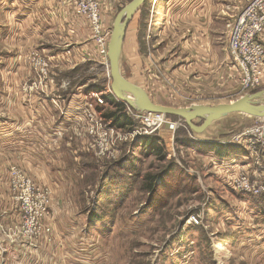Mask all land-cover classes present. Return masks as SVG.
Masks as SVG:
<instances>
[{"label": "rangeland", "instance_id": "374dc122", "mask_svg": "<svg viewBox=\"0 0 264 264\" xmlns=\"http://www.w3.org/2000/svg\"><path fill=\"white\" fill-rule=\"evenodd\" d=\"M130 1H99L101 16L103 7L111 12L102 18L107 49L114 17ZM245 1L145 0L122 40L121 75L172 107L215 106L264 89V76L244 87L222 53L228 22ZM168 4L175 7L169 15ZM13 7L0 11V264H264V242H257L264 240V118L233 112L202 133L176 115L157 122L115 97L108 57H77L91 39L71 28L63 42L37 38L16 26ZM57 44L63 59L50 63ZM41 57L48 79L34 94ZM32 98L49 101L38 109ZM29 109H38L39 122L26 119ZM213 144L247 154L227 166L236 153L222 158ZM242 176L263 189L240 190L235 178ZM29 181L40 188L35 200L46 202L44 214L20 198Z\"/></svg>", "mask_w": 264, "mask_h": 264}, {"label": "built area", "instance_id": "2783aa9c", "mask_svg": "<svg viewBox=\"0 0 264 264\" xmlns=\"http://www.w3.org/2000/svg\"><path fill=\"white\" fill-rule=\"evenodd\" d=\"M100 0H69L72 3L74 14L85 20L90 39L95 48L94 53L99 55L101 60L107 62V33L102 29V16L100 11ZM228 53L230 58L234 61L236 68L239 71L241 84L244 87H252L259 83L264 76V44L261 36L264 33V0H246L240 10L235 14L230 22H228ZM93 53L87 54L91 57ZM37 58V67L33 78V88L44 90L46 87V80L48 79L49 64L43 58ZM40 59V60H39ZM97 96V94L93 95ZM99 103L103 100L96 97ZM119 101V100H118ZM147 115H155L161 121L162 113L144 111ZM152 118V117H148ZM148 125L153 124L149 121ZM264 136V128H262ZM144 134H147L144 131ZM143 135V134H142ZM236 187L242 191L251 194H256L263 189L262 184L257 187L255 182L251 183L245 176L235 178ZM234 179V180H235ZM235 184V182H234ZM26 191L19 193L21 200L28 203V207L36 209V214H44L46 202L39 200L37 202L35 197H40V188H35L32 182H27ZM15 187V186H14ZM31 209V208H30Z\"/></svg>", "mask_w": 264, "mask_h": 264}, {"label": "water", "instance_id": "95a60500", "mask_svg": "<svg viewBox=\"0 0 264 264\" xmlns=\"http://www.w3.org/2000/svg\"><path fill=\"white\" fill-rule=\"evenodd\" d=\"M144 1L131 0L114 17L107 57L111 78L109 86L115 97L127 102L136 109L179 116L190 130L197 133H202L214 121L233 112H243L258 118H264V103L255 101L258 98H264V89L244 95L232 102L215 106L195 104L188 107H172L154 103L141 87L124 78L119 70L122 40L130 20ZM197 118L203 119L201 124L197 125L193 122Z\"/></svg>", "mask_w": 264, "mask_h": 264}, {"label": "crops", "instance_id": "0c3cea01", "mask_svg": "<svg viewBox=\"0 0 264 264\" xmlns=\"http://www.w3.org/2000/svg\"><path fill=\"white\" fill-rule=\"evenodd\" d=\"M175 1V0H174ZM102 2V1H101ZM104 4V2H103ZM11 6H14L13 8H15V15H16V26H18L19 29L23 28L24 30H27L28 28L30 29V31L33 32L34 35H37V38H41V39H46L49 41H55V42H63L65 40H67V33L65 32L66 28L68 30V28L72 29L73 32V36L75 37H79L78 35H80L82 38H84L85 40L90 39V35H89V31L87 29L86 23L83 20V18L78 17L74 14L72 5L70 4L69 0H15L13 2L10 1H4L2 3H0V11L2 12H8L9 8ZM114 3H111L108 7L111 9H114L115 7ZM175 9L174 6L171 5H167V11L166 14H170V11ZM105 10H109V9H105L103 7L102 10V18L106 19L109 17V15H111V12H105ZM103 21V20H102ZM46 34V35H44ZM43 37V38H42ZM261 40L264 44V33L261 36ZM90 41V40H88ZM67 42V41H66ZM60 45L57 44V47L55 48V51H50V53H48L49 57H46L48 59V61L52 58H55L57 61H59V58L62 60L63 59V45H62V49L59 50ZM128 46V45H127ZM93 43L90 42L89 45L86 46V49H79V55L77 56L78 58L81 57H85L87 54L89 55V53H93ZM49 49V48H48ZM66 51L64 52V54L66 55ZM222 53L225 56H228V50H227V46L225 45V49H222ZM53 60V59H52ZM51 63V61H49ZM48 87H51L52 89L54 88V85H50ZM29 89V87H28ZM45 90V89H44ZM44 90H40L38 88H35L33 90L32 93H39L43 92ZM30 91V89H29ZM28 100V99H27ZM32 101H34V103H36V105L38 106V109H43L44 106L41 104L44 103L43 101H49L46 100L44 98H42V101H37V98H32ZM37 101V102H36ZM53 103V105L55 106V108L57 109V102L58 104V111L59 112H63V101L58 99V98H54L51 101ZM23 104V103H22ZM41 107V108H40ZM47 110H51V107L46 105ZM38 109H34L30 111V109L27 111V115H26V119L28 120V118H30L31 120L35 121V122H39L37 121L40 118V113L38 111ZM21 112L20 115H23L24 113V108L21 105L19 107V110ZM46 111V110H45ZM41 119V118H40ZM39 129L35 127V134L36 136L34 137L35 139H37L39 137ZM46 131V130H41ZM47 132V131H46ZM28 134L26 131L23 132L22 134ZM40 138V137H39ZM40 141V140H39ZM21 150L23 148H20ZM213 153V151H212ZM236 154H233L232 156H230V158L228 159V157L226 159H228L226 162H224L225 165L227 166H231L232 162L235 161L236 159L238 160L239 157H241L242 155L247 154V152L245 150L239 151V152H235ZM246 153V154H245ZM249 154V153H248ZM256 234V233H254ZM257 236V235H255ZM253 238V237H252ZM251 238V239H252ZM247 239L250 241L251 239L247 237ZM264 242V240L258 238L257 242ZM0 249H1V245H0Z\"/></svg>", "mask_w": 264, "mask_h": 264}, {"label": "trees", "instance_id": "16d2710c", "mask_svg": "<svg viewBox=\"0 0 264 264\" xmlns=\"http://www.w3.org/2000/svg\"><path fill=\"white\" fill-rule=\"evenodd\" d=\"M119 106L121 108H123L122 104L119 105ZM113 114H114V117H115V123H117L119 125H122L124 123L123 120L122 121L119 120V116H121V115H117L115 111H113ZM147 141H148V145H149L150 148L156 146L155 139H150V140H147ZM229 149H232V150H229ZM210 151H213L215 154L220 155L223 158V157H228L233 152L240 151V149L239 148L237 149V147H233V146H230V145H224L223 147H221L220 145L213 144L212 147L210 148ZM149 180H150V182L147 185V190H149V189L151 190L152 189L153 176H150ZM259 199H257V200H259ZM259 209H260L259 210V214L261 216H264V209H261V208H259Z\"/></svg>", "mask_w": 264, "mask_h": 264}, {"label": "bare ground", "instance_id": "6f19581e", "mask_svg": "<svg viewBox=\"0 0 264 264\" xmlns=\"http://www.w3.org/2000/svg\"><path fill=\"white\" fill-rule=\"evenodd\" d=\"M108 70H109V68H108Z\"/></svg>", "mask_w": 264, "mask_h": 264}]
</instances>
